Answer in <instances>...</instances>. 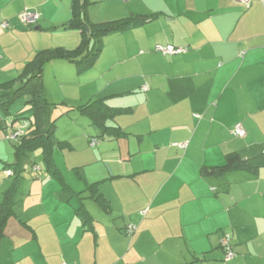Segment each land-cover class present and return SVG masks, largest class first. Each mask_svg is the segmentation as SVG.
<instances>
[{"label":"crops","instance_id":"0c3cea01","mask_svg":"<svg viewBox=\"0 0 264 264\" xmlns=\"http://www.w3.org/2000/svg\"><path fill=\"white\" fill-rule=\"evenodd\" d=\"M90 1L93 22L149 16L104 36L85 72L69 59L45 65L48 98L51 84L68 85L60 95L71 108L63 113L70 117L66 125L74 129L57 138L68 141L59 148L77 176L67 180L55 147L62 181L46 164L45 172L21 180L0 264H264V165L255 173L200 172L224 163L229 152L246 160L264 151V0L249 6L236 0ZM72 2L0 0V83L17 78L40 51L80 45V30L50 29L70 20ZM27 7L40 14L34 28L18 17ZM167 44L186 51L156 50ZM94 99L119 108L105 124L120 126L124 135L105 132L77 109ZM237 123L245 136L232 133ZM13 124L7 117L0 128V204L13 179L5 168L19 143L7 138ZM95 137L100 141L91 146ZM77 149L87 155L68 156ZM63 182L80 193L98 184L110 209L87 191L79 197L65 192ZM82 205L90 229L78 213ZM131 224L137 226L133 235L126 233ZM225 235L231 258L221 244Z\"/></svg>","mask_w":264,"mask_h":264},{"label":"trees","instance_id":"16d2710c","mask_svg":"<svg viewBox=\"0 0 264 264\" xmlns=\"http://www.w3.org/2000/svg\"><path fill=\"white\" fill-rule=\"evenodd\" d=\"M72 1V15L70 20L59 26H52L50 29L62 28L80 30L82 36L80 45L74 50L58 48L40 51L32 60L26 63L22 73L17 78L0 83V128L5 127L4 125L7 117H15V119L26 117L30 119L29 126L17 139L19 143L14 146V163L7 164L5 168L6 170H12L13 174L11 177L13 179L11 185L5 191L4 199L0 204V247L2 239L5 236L8 220L15 214L14 205L18 201V190L21 180L25 177L24 171L26 169V161L29 154L41 150L46 169L62 181L59 169L54 164L53 150L56 146L62 148L69 145V143L67 140H59L56 138V121L50 120V111L54 105H57L50 102L46 95V86L44 82L45 65L53 60L69 59L77 65L80 73L85 72L93 67L98 59L104 36L127 29L128 27L140 25L149 16L137 15L105 22H93L90 20L87 11V7L89 3H91L90 0ZM27 9L34 11L28 7ZM20 13H22V11ZM39 18L40 14L35 22L26 23L19 17L21 22L29 28L36 27ZM4 22L7 23L6 27L3 26ZM1 25L3 28L10 27V23L6 20L2 21ZM16 82H19V85H14ZM21 99H24V106L22 105L21 109L14 111V105ZM77 109L88 116L92 124L97 126L101 125L105 132L111 134L115 133V137L125 134L118 125L106 126V120L110 117H114L119 111V108L109 106L104 99H94L86 104L78 106ZM70 111L71 108L64 113H69ZM104 135L101 134L100 137L103 138ZM100 137L95 138L100 140ZM33 164L34 170L37 166L35 162ZM261 165H264V151L246 160H244L238 152L234 151L226 154L224 163L218 165H203L200 168V172L204 176H218L234 170H248L251 171V173H255ZM40 170L41 169L37 170V172ZM62 184L65 192H71V194L79 197L82 193L87 191L89 193L88 197L96 201L104 210L110 209L109 201L103 193L100 192L98 184L88 183L86 189L83 190L82 193L75 192L64 182ZM81 198L84 199V197ZM77 210L83 219V226L86 229L92 228V218L89 213L86 212L84 205ZM229 245L233 250L231 238ZM222 246L224 247L223 244Z\"/></svg>","mask_w":264,"mask_h":264},{"label":"rangeland","instance_id":"374dc122","mask_svg":"<svg viewBox=\"0 0 264 264\" xmlns=\"http://www.w3.org/2000/svg\"><path fill=\"white\" fill-rule=\"evenodd\" d=\"M48 75H49V73H48ZM51 80L52 79L49 75L48 81H51ZM14 85H19V82H16ZM50 87H51V90L53 93V98H48V99L50 102L55 103L57 105V106L54 105L50 111V120L56 121V125H57V128L55 130L56 138L58 136L59 137H65V136H61V135H65L64 133L72 132V129H74V128H72V126H69L68 124L66 125V122H70V117L63 114L64 111L68 107H67V102L63 101V99L61 98L62 97L61 95L63 94V89L66 90L68 88V85H64L62 87L59 84H51ZM69 90H71L70 87H69ZM23 102H24V99L18 100V102L14 105L13 110L15 111L20 106H22ZM85 119H86V117H85ZM12 120L14 121L13 126H11V129L13 132H15L16 130H25L26 127L25 126L22 127L20 125H26L28 122H30V119L26 118V117L25 118H18V119H15V117H12ZM86 120H88V119H86ZM87 123L89 124V121H87ZM73 126L77 127L76 125H73ZM91 130H93V132H94V130H96V129L93 128V126H92ZM74 131L76 132V130H74ZM61 139H63V138H61ZM77 141H79V139ZM12 143H14V142H12ZM16 144H18V141H16ZM56 154H57L56 160H57L59 167L62 169L63 173L66 175L67 180L70 181V179H71L70 176H72V174L75 176L76 173L74 172V170L72 168H70L68 165H66L67 163H66V158H65V152L62 149H60L58 146H56L55 155ZM67 154H69L68 156H72V155L76 156L79 159L81 158L79 156H82V155L86 156L87 155V153L85 151L80 150V149H77L76 151L74 150L73 153H67ZM34 162H35L36 166H39L40 169H43V172H45V163L42 159L41 151L37 150V151L30 153L29 157L27 158L26 169L24 171L25 177H27V178L30 177L33 179V177H36V175L40 172V171L37 172V171L33 170V165H34L33 163ZM96 165H98V163H93L90 166H87L86 169H88L90 171L91 170L90 167L93 168Z\"/></svg>","mask_w":264,"mask_h":264},{"label":"built area","instance_id":"2783aa9c","mask_svg":"<svg viewBox=\"0 0 264 264\" xmlns=\"http://www.w3.org/2000/svg\"><path fill=\"white\" fill-rule=\"evenodd\" d=\"M237 2H240L242 4H244L245 6H249L252 0H236ZM19 17L21 18L22 21L26 22V23H32L35 22L36 19L39 17V14L36 11H31L29 9H25L24 11H22V13H20ZM3 26L6 27L7 23H3ZM156 50L161 51L164 54H177V53H183L186 51V48L184 47H177L173 44H167V45H157L156 46ZM232 133L236 136H245V129L243 128L241 123H237L233 130ZM23 134V131H15L12 134H9L7 136L8 139L10 140H17L18 137H20V135ZM100 140L98 138H92L90 140V144L91 146H95L98 144ZM178 146L181 147H185L187 144L186 143H177ZM39 166L35 167L34 170H39ZM6 175L11 176L13 174L12 170H6ZM136 229V225H130L127 227L126 229V233L129 235H132L133 232ZM229 241H230V236L229 235H225L222 240L221 243L224 245V247L226 248V256L227 258H231L234 256V252L232 250V248L229 245ZM63 264H68L66 262H63Z\"/></svg>","mask_w":264,"mask_h":264}]
</instances>
